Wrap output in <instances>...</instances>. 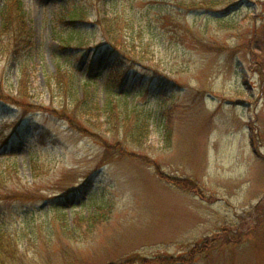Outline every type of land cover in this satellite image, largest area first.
Segmentation results:
<instances>
[{"label":"rangeland","instance_id":"rangeland-1","mask_svg":"<svg viewBox=\"0 0 264 264\" xmlns=\"http://www.w3.org/2000/svg\"><path fill=\"white\" fill-rule=\"evenodd\" d=\"M21 1L33 45L0 55V231L17 264H264V0ZM98 16L142 64L112 94L106 51L85 72L109 40ZM125 106L149 112L144 140Z\"/></svg>","mask_w":264,"mask_h":264},{"label":"trees","instance_id":"trees-1","mask_svg":"<svg viewBox=\"0 0 264 264\" xmlns=\"http://www.w3.org/2000/svg\"><path fill=\"white\" fill-rule=\"evenodd\" d=\"M74 15H76V12L69 13L68 17L70 21H72L73 19V17L71 16ZM99 16L96 19V27L102 26L103 28L104 25L106 24L105 27L107 29L105 31V34L107 39L109 40L105 41L102 44L96 45L95 51L89 56V60L87 62L85 72L94 71L97 64L96 60L98 53L101 51H106L107 53L106 59L110 63L111 69L109 73H107L106 75L105 89L108 94H112L115 92L116 88L126 89L125 85L127 82H130L131 80L130 76L137 74L136 68H138V66H142V64H139L140 63L139 60L135 59V57L132 56L130 52H127L130 45L133 44L132 43L121 44L120 42H118L116 38V34L115 33L110 34L111 24H108L109 20L107 18H103ZM116 19H117L116 17H113L112 21ZM32 45H33V32L30 25L28 24L27 16L22 1L5 0L1 11V22H0L1 57H3L7 61L21 62L23 59H25V57H27L26 54L30 51ZM89 48L90 47L86 45L84 38H80L74 44L73 47L70 46L69 44H62L60 46V50L64 51L65 55L63 56V60L60 62V65L61 66L67 65V63H70L69 65H72L73 62L71 61L72 58L70 57H73V55L75 54H80L82 50L88 51ZM67 52H71L72 54L66 55ZM58 57L60 60L62 57L61 54H59ZM133 68H135L136 70ZM132 69L134 71L130 74ZM24 71L25 68H23L22 72ZM23 74L25 77V73ZM68 74H70V72L66 68L63 77H65V75ZM68 81L73 86L76 80H74V78H71ZM79 81L80 80H78V82ZM22 82L23 80L20 79L19 84H21ZM0 93H2V89H0ZM122 94L126 95L127 90H122ZM17 96L18 98L16 99L12 98L11 101L18 102L21 99L24 98L27 99L26 97H28V95H26L25 92L21 90H17ZM0 99H5L3 93L0 94ZM107 104H108L107 110L112 112L115 106L114 102L112 100H109ZM127 109L128 108H126L125 106L126 112L124 113V116L120 118V120L117 117L119 123H121L123 127H126V129H129L128 133L129 135H131V138L134 141H140L141 139L144 140V138L146 137L145 134L148 132L147 123H148V117L150 115L149 112L142 117L143 120L139 118L135 120H131L129 116L130 114L127 111ZM125 135L127 136L128 134ZM134 141L132 142L137 143ZM13 242L14 241L9 238L8 234L0 231V264H17V259H16L18 254L16 248L17 245L14 244Z\"/></svg>","mask_w":264,"mask_h":264}]
</instances>
